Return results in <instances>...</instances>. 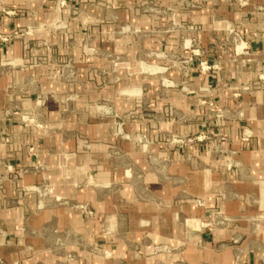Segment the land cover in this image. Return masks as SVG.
<instances>
[{
  "label": "crops",
  "instance_id": "0c3cea01",
  "mask_svg": "<svg viewBox=\"0 0 264 264\" xmlns=\"http://www.w3.org/2000/svg\"><path fill=\"white\" fill-rule=\"evenodd\" d=\"M93 49L135 72L77 108L147 145L60 110L58 61ZM262 77L264 0H0V264H264Z\"/></svg>",
  "mask_w": 264,
  "mask_h": 264
},
{
  "label": "rangeland",
  "instance_id": "374dc122",
  "mask_svg": "<svg viewBox=\"0 0 264 264\" xmlns=\"http://www.w3.org/2000/svg\"><path fill=\"white\" fill-rule=\"evenodd\" d=\"M97 51L93 49L89 51V54L86 55L88 60H84L82 62H75L74 60L68 59L67 61H58L59 65L67 66V70H61L57 73L60 79H67L68 84H73L72 87L66 90V93L62 95V99L59 102L60 110L70 111L69 107H72L71 110L74 113H89V115L101 113L104 121H110L113 123V133L110 136L111 141L116 139L117 141H121V143L133 142L138 145H147L148 144V135L146 134H132L126 130V121L120 116L114 109L112 102L108 99L101 100L99 102L89 101V103H85L82 108H77V100H79L81 93H96L99 90L107 89L109 86L122 83L128 80L130 76L135 72L130 61L124 57H109V63L105 66H99L96 64ZM186 61H190V59H185ZM187 64V62H184ZM145 86L142 85L141 92L134 93L126 91L123 92V96H141L145 92ZM43 99H40L38 102V106L43 105ZM90 116V117H91ZM28 121V120H27ZM30 121H34L30 120ZM36 122V121H34ZM193 140L192 138L190 139ZM174 144H185L189 141L188 137H179L173 136L169 140ZM197 141V140H195ZM97 254L106 255V251H98Z\"/></svg>",
  "mask_w": 264,
  "mask_h": 264
},
{
  "label": "built area",
  "instance_id": "2783aa9c",
  "mask_svg": "<svg viewBox=\"0 0 264 264\" xmlns=\"http://www.w3.org/2000/svg\"><path fill=\"white\" fill-rule=\"evenodd\" d=\"M65 5H66V0H60V7H64ZM11 38H12L11 36L3 37V39L5 41H10ZM235 45H236V49L240 50L242 52L245 51L246 49H248V45H247L246 41H244L240 36H238L235 39ZM184 62H188V61L185 60ZM200 67H201L202 71H207L210 69H218L219 64L210 65L206 61H202V62H200ZM262 78L264 79V77H262ZM209 106H210V112L212 113V115H215L218 117L221 115V112H220L221 110L216 107L215 103L210 102ZM210 138H211L210 135H208L207 133H201L199 135H196L193 138V140H197L199 142H204V141L209 140ZM200 202L201 201H198V203H200Z\"/></svg>",
  "mask_w": 264,
  "mask_h": 264
}]
</instances>
